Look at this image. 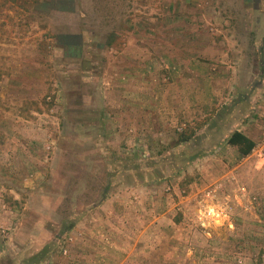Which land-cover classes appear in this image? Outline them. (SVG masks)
Here are the masks:
<instances>
[{"label": "rangeland", "instance_id": "1", "mask_svg": "<svg viewBox=\"0 0 264 264\" xmlns=\"http://www.w3.org/2000/svg\"><path fill=\"white\" fill-rule=\"evenodd\" d=\"M234 131L264 144V0H0V264H264Z\"/></svg>", "mask_w": 264, "mask_h": 264}, {"label": "crops", "instance_id": "2", "mask_svg": "<svg viewBox=\"0 0 264 264\" xmlns=\"http://www.w3.org/2000/svg\"><path fill=\"white\" fill-rule=\"evenodd\" d=\"M67 38H74V39H77L73 34H67V36H66ZM62 40H63V43H64V39L62 38ZM71 44L73 45L74 44V42H66V45L68 46H71ZM78 44H81V42L80 43H78ZM77 43L74 45V46H77L78 45ZM139 56V55H138ZM138 89H140V90H137V92H138V94L139 95H141L142 97H143V99L141 100V104H136V105H138V106H140V111H141V109H142V107H144V108H146V99H145V91L144 90H142V88H140V87H138ZM125 91V93H127L128 94V92H129V89H126V90H124L123 89V91L122 92H124ZM132 92H136V91H132ZM130 95V94H129ZM129 95H127V97L126 98H124L125 100V102H123L122 103V106L123 105H126V107H130L133 103V100H130V98L128 97ZM141 113H142V111H141ZM125 115V114H124ZM139 117H142V116H140V115H138ZM142 118H147V116L145 117V116H143ZM130 119V118H129ZM139 119V118H138ZM148 120H149V118H148ZM154 120V119H153ZM152 120V118H151V120L150 121H153ZM129 121H131V120H129ZM134 121H138L137 119L136 120H134ZM164 123H166V122H164ZM166 125V124H165ZM251 138V137H250ZM253 140V139H252ZM235 148H231V150H234ZM236 150V149H235ZM238 157L239 158H241L242 156L238 153ZM243 158V157H242ZM200 161V160H199ZM198 163V162H197ZM226 164V163H225ZM224 164V162H217V168L215 169V167H214V165H213V163H209V166H206V165H203L202 164V161L201 162H199V164L198 165H200V168H202V170H203V172L205 173V175L202 173V177H204V178H206V179H210V178H221L222 176H224L226 173H228L230 170H232V169H229V170H226V167H227V164L225 165ZM229 165H231L230 164V162H228V166ZM242 164H238V165H236V167H234L233 168V171H235L236 170V168L238 167V166H241ZM229 173H231V172H229ZM201 179V178H200ZM199 184H200V186H199ZM207 183H202L201 184V182L200 183H197V186H199L200 188H197V192H199V191H202L205 187H207V185H206ZM189 199L190 198H188V199H186L185 200V203L186 202H188L189 201ZM182 201V200H181ZM183 202V201H182ZM239 204H241V200H239ZM239 208L241 209V206H239ZM239 214L237 213V216H238ZM236 216V217H237ZM165 217H166V215H161L160 217H159V221H160V225H162V221L165 219ZM172 223L173 224H176V222L174 221V219H173V221H172ZM230 224V223H229ZM228 224V225H229ZM185 225H187V223L185 224ZM184 225V227H183V230H185V231H187V227Z\"/></svg>", "mask_w": 264, "mask_h": 264}, {"label": "trees", "instance_id": "3", "mask_svg": "<svg viewBox=\"0 0 264 264\" xmlns=\"http://www.w3.org/2000/svg\"><path fill=\"white\" fill-rule=\"evenodd\" d=\"M196 138L195 129L192 127H187L183 130L180 135V143H189ZM226 143L232 147H235L242 157L249 156L256 147V142L248 137L241 131H234L229 135Z\"/></svg>", "mask_w": 264, "mask_h": 264}, {"label": "built area", "instance_id": "4", "mask_svg": "<svg viewBox=\"0 0 264 264\" xmlns=\"http://www.w3.org/2000/svg\"><path fill=\"white\" fill-rule=\"evenodd\" d=\"M253 151L262 162V164H264V144L258 145V147H256Z\"/></svg>", "mask_w": 264, "mask_h": 264}]
</instances>
